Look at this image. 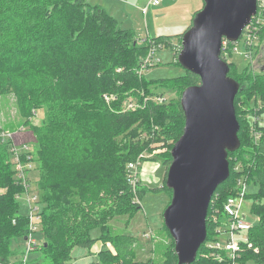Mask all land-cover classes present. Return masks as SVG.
Masks as SVG:
<instances>
[{
	"label": "trees",
	"instance_id": "16d2710c",
	"mask_svg": "<svg viewBox=\"0 0 264 264\" xmlns=\"http://www.w3.org/2000/svg\"><path fill=\"white\" fill-rule=\"evenodd\" d=\"M117 23L103 7L86 0H0V97L16 96L21 119L29 116L33 106H47L45 122L38 127L30 126V129L40 145L39 157L43 165L40 202L45 205L44 209L52 210L42 229L51 242L45 241L42 246L48 251L52 244V250L57 253L51 255L54 258L49 262L33 260L28 264H66L71 257V245L66 243L71 239L88 251L98 241L106 240L104 244L110 242L116 252L103 249L98 256L101 263H129L136 247L134 236L122 233L111 237L110 230L102 226L101 236L92 238L88 236V226L96 223V218L84 211L77 212L76 208L82 205L83 199L90 201L89 192L94 195L91 200L94 207L132 200L140 191L141 195L140 188L137 194L133 191L127 165L136 161L142 152L153 151L161 143L171 149L183 135L186 119L181 96L167 104L150 102L143 110L126 113L110 112L102 104L105 93L123 97L134 88L149 93L150 84L135 73L148 52V40L142 46L137 45L136 34L122 30ZM259 33L264 40V26ZM153 41L168 42L162 37L153 38ZM221 58L225 60L222 53ZM228 64L229 76L240 85L235 109L241 146L228 154L230 178L217 188L212 198L207 238L210 240L214 235L210 214L219 210L217 213L224 220L222 204L234 194L237 179L244 176L248 183L259 185L253 204L259 222L247 233L252 246L244 244L237 264H264V124L260 122L264 106L255 113L258 120L253 130L254 138L253 131H249L247 112L244 117V112L238 109L241 95L250 91L252 95L256 91L264 103V77L251 80L244 75L236 76L233 73L236 65L229 61ZM165 82L176 87L181 85L182 95L201 80L187 71L186 76L160 84ZM82 90L96 94L95 107L94 102L84 101L92 93L80 97ZM23 121L24 118L22 123H25ZM242 130L246 134L244 139L250 141L251 152L244 150L247 140L243 142ZM10 147V142L0 140V264H9L10 258L20 253L14 245L25 241L28 235V219L21 215L17 201L24 187L16 180ZM248 153L250 156L244 155ZM236 155H239L237 161L243 164L238 170L234 169L237 161L232 159ZM227 183L231 193L223 194L220 188ZM166 189L172 199L173 191L167 186ZM102 190V194L95 196L94 192ZM77 217L81 219L79 222L74 221ZM61 223L66 225L63 233L60 232ZM173 243L169 259L163 264L178 263ZM167 254L165 251L164 255ZM207 255L202 245L193 264H218ZM15 264L23 263L20 259ZM148 264L158 263L149 260Z\"/></svg>",
	"mask_w": 264,
	"mask_h": 264
},
{
	"label": "rangeland",
	"instance_id": "374dc122",
	"mask_svg": "<svg viewBox=\"0 0 264 264\" xmlns=\"http://www.w3.org/2000/svg\"><path fill=\"white\" fill-rule=\"evenodd\" d=\"M86 1L90 2L92 5H100L103 7L108 14L117 19L118 27L122 30L133 31L136 34L137 45L142 46L143 43L141 41L147 39L148 36L151 38L162 37L168 41L167 43L163 42L164 47L157 55L156 59H159L160 63L148 68L144 72V76H142V78H145L146 82L150 84L148 86L149 93L144 89L134 88L129 94L120 97V100L123 101L126 98L131 97L141 98L144 94H150L153 92L162 94L164 97L168 98V102L171 99L179 98L183 90L181 85L176 87V85H173L172 83L168 84L165 82V84H160V82L186 76L187 71L178 63L176 48L180 46L181 36H183L191 27L196 13L203 8V0H164L158 7L149 6L150 0ZM147 7L148 9L145 11V8ZM233 47L230 49L233 50ZM243 50L245 49L243 47V41H241L240 52H235L233 55H230L228 59L229 62H233V64L236 65L233 69L235 70V72H233L234 75H244L251 80H257L258 78L263 79L264 40L261 39V36H258L249 57H247L245 53H242ZM135 73H137L136 70ZM251 80L248 81L251 82ZM87 93H92V96H88L87 98L83 97L84 101L94 102L93 105L95 107L96 94L94 92H85L82 90V92H80V97ZM250 93L251 91L246 95H241L238 100V109H241V111L244 112V117H246L247 112L250 121L249 131L251 132L255 129L254 126L258 120L255 113L259 108H263L264 103H262L260 96L256 94V91L255 95ZM104 99L103 95V100ZM101 102L110 112L118 113V102L111 105L105 100H101ZM17 105V98L14 94L0 97V130H4L13 135L17 148H20L25 144L30 147L34 158V168L30 171L29 176L32 183L33 193L38 195L40 202L41 194L43 195V192L41 191L39 182L42 180L43 165L39 157L40 145L36 141L34 133L31 132L30 128L35 126L38 127L45 122L47 118V106H37V108L33 106L30 110L29 116L23 117V122L25 123H22L23 118H20ZM260 122L261 124H264V117ZM247 127L248 124L246 125V129ZM242 133L243 142H246L245 140L247 139H244L246 134L243 130ZM252 136L254 138V131ZM249 142L250 141L247 140V143H245L246 145H244V150L247 152H251L252 149ZM118 143L120 144L121 142L118 141ZM172 148L170 149L167 145L163 146L161 143L153 151L147 150L142 152L137 160L133 161L136 164L134 168L137 170L140 180L139 184L137 183V188H140L143 193L140 195V191V193L135 195L132 200H129L130 202H123L121 200L119 202H112L107 206L94 207L91 203L94 195L88 191V199L90 201L88 202L86 199H83L82 205L76 208L77 212L84 211L85 213L90 214L91 217L96 218V223L92 220L94 224H89L88 226V236H91L92 238H99L101 236L104 231L102 226H104L105 230H110L109 236L111 237L122 233H130L134 236L136 247L130 262L126 264H148L149 260L158 264H163L169 259V255L171 254L173 240L164 227L165 223L163 214L171 202V193L166 189V182L173 161L170 155ZM244 155L250 156L249 153ZM238 158L239 155H236L232 159L237 161ZM129 165H127V168H129ZM242 165V162L237 161L236 168L234 167V169H239V167L242 168ZM227 185L228 183L225 185V190L223 189L225 186L220 188V192L223 194L228 192L231 193V190L229 191ZM103 192L104 191L102 190L94 192V194L96 196ZM257 192H259V185L254 182L249 183L247 198L243 203V209L241 211V216H245V220L253 225L258 224L259 222V217L256 216L253 211V204L256 202L254 195ZM17 201L20 204L21 215L27 218L28 203L26 202L25 204L24 201H21L18 198ZM38 206L40 208V217L42 219L44 217V219L43 224L41 219L40 229L37 230L34 236L40 246L37 250H34L27 256V262L33 260L34 262L38 260H41V262H49L51 258H54L51 257V255L57 253L56 250H52V244L50 245L51 250L48 251H45L42 246L45 241H48L49 243L51 242V239L47 237V234L42 229L44 228V220L48 219V214H50L52 210L44 209L45 205L41 202ZM80 220V217L74 219L76 222H79ZM65 226V223H61V233H63ZM145 235H147V237ZM104 243H106V240L98 241L93 253L90 254L87 250L77 246L75 239L67 241L66 244L71 245L69 254V257H71L69 259L70 261L66 264H103L98 257L103 249L110 248L114 254L116 252L114 246H112L113 244L110 242L107 244ZM100 245L104 248L101 249V251H97V247ZM14 248H18L20 253L17 256L10 258V263L15 264L20 259L23 262L25 249L28 248L27 244H25V241L22 242V240H20L18 244L14 245ZM165 251H168L166 256L164 255Z\"/></svg>",
	"mask_w": 264,
	"mask_h": 264
},
{
	"label": "water",
	"instance_id": "95a60500",
	"mask_svg": "<svg viewBox=\"0 0 264 264\" xmlns=\"http://www.w3.org/2000/svg\"><path fill=\"white\" fill-rule=\"evenodd\" d=\"M184 33L178 63L200 77L181 95L183 135L171 150L166 186L173 191L163 218L178 257L193 264L207 240V215L217 188L230 178L229 152L241 146L235 109L239 83L221 58L223 41L236 42L257 13L258 0H203ZM26 240V238H25Z\"/></svg>",
	"mask_w": 264,
	"mask_h": 264
},
{
	"label": "built area",
	"instance_id": "2783aa9c",
	"mask_svg": "<svg viewBox=\"0 0 264 264\" xmlns=\"http://www.w3.org/2000/svg\"><path fill=\"white\" fill-rule=\"evenodd\" d=\"M164 0H150L149 6L158 7L162 4ZM148 9L145 8V11ZM264 26V0H258V8L256 15L252 18L249 26L243 31L241 37L237 42H229L227 40L223 41L222 45V55L223 58L229 61L230 55L235 52H240L241 41H243V54L247 57L251 55L252 49L254 47L255 41L260 36V30ZM148 40L149 49L145 57L141 59L139 68L136 70L139 78L144 76V72L153 66L160 63L157 58L158 53L163 49L164 45L161 42L153 41V38L149 37L141 42ZM234 46V47H233ZM233 47V50L230 48ZM181 44L176 48L177 54L181 51ZM121 69H118L120 71ZM104 100L110 105L113 103H119V113H126L131 111L143 110L146 105L150 102L155 104H167L168 98L164 97L162 94L150 93L144 94L141 98L131 97L125 100H120L117 94L106 93L104 94ZM0 140L2 142H10V153L11 162L14 166L16 180L24 187V192L18 195L17 198L21 201L28 203V216L29 228L28 235L25 240L28 248L25 249L23 264H28L27 256L37 250L40 244L36 240L34 234L40 229V208L38 206L39 197L37 194L33 193L32 183L30 180V171L34 168L33 156L30 155L31 150L27 144L22 147H18L15 144V139L13 135L4 130H0ZM26 155V159H24ZM139 160V159H138ZM129 165V164H128ZM136 166L135 162L130 163L128 170L129 182L133 187V191L137 192V183L140 180L138 177V172L134 168ZM238 170V168L236 169ZM249 183L244 176L237 179L235 185V192L233 195L229 196L226 201L223 202L221 207V212L224 216V220L220 219L217 212H212L210 214V223L214 227L213 238L203 244L208 252V257L213 258L218 264H237L239 254L242 252L244 244H248L251 247L247 233L254 226L253 224L245 220V216H241V211L243 209V203L247 198ZM217 210V209H216ZM208 216V215H207ZM147 237V235H145Z\"/></svg>",
	"mask_w": 264,
	"mask_h": 264
},
{
	"label": "crops",
	"instance_id": "0c3cea01",
	"mask_svg": "<svg viewBox=\"0 0 264 264\" xmlns=\"http://www.w3.org/2000/svg\"><path fill=\"white\" fill-rule=\"evenodd\" d=\"M96 246H97V244H96V245H95L90 251L87 250L88 253L92 254L93 251H94V249L96 248ZM103 248H104V247H103ZM103 248H102V246L100 245V246L97 247V251H99V250L101 251V249H103Z\"/></svg>",
	"mask_w": 264,
	"mask_h": 264
},
{
	"label": "bare ground",
	"instance_id": "6f19581e",
	"mask_svg": "<svg viewBox=\"0 0 264 264\" xmlns=\"http://www.w3.org/2000/svg\"><path fill=\"white\" fill-rule=\"evenodd\" d=\"M250 23H251V22H250ZM248 26H249V25H248ZM248 26H247V27H248ZM247 27H246V28H247ZM246 28H245V29H246ZM240 37H241V36H240ZM238 40H239V39H238ZM236 42H237V41H236ZM221 53H222V52H221ZM227 63H228V62H227Z\"/></svg>",
	"mask_w": 264,
	"mask_h": 264
}]
</instances>
